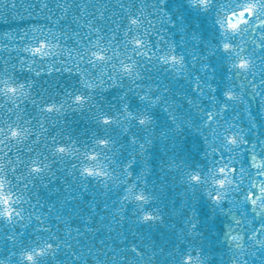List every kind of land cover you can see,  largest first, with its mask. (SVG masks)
I'll list each match as a JSON object with an SVG mask.
<instances>
[{"label": "snow or ice", "instance_id": "1", "mask_svg": "<svg viewBox=\"0 0 264 264\" xmlns=\"http://www.w3.org/2000/svg\"><path fill=\"white\" fill-rule=\"evenodd\" d=\"M164 3L165 0H116L115 4L111 0H11L7 5L12 10L10 15L21 20L27 15L43 23L33 22L0 34V224L10 226L5 236L10 247L0 252V264H68L58 258L61 248L72 252V264L82 261L79 249L73 247L83 235L79 227L65 229V234L72 237L66 241L58 230L53 231L42 213L33 215L39 201L33 206L32 189L38 181L54 178L57 165L64 161H69L73 175L124 183L126 191L121 199L138 203L140 220L162 219L156 210L144 208L152 196L133 182L134 160L116 167L115 139L96 135L91 143H81L67 130L66 120L62 125V117L70 111H89L105 126L117 125L126 131H131L133 121L151 126L153 117L148 110L133 111L124 103L110 111L98 101L97 90L119 86L127 78L140 89L141 99L151 104L162 101L142 83L146 67L162 64L183 72L185 66V57L177 54L163 27L157 28L154 23L162 25L160 17H171L166 7H160ZM191 4L203 11L217 9L216 23L222 36L219 47L229 56L230 66L246 73L252 89L264 97V0H191ZM257 61L261 64L259 72ZM73 73L77 77L75 84L44 79ZM194 86L198 91L202 88L199 77ZM225 96L241 100L243 92L233 86ZM227 108L228 104H223L205 112L213 165L206 173L188 171L186 179L205 186L217 206L229 202L227 211L232 219L228 239L234 250L231 264H250L248 256L264 249V159L254 163L264 158V144L247 139L235 122L223 121L221 113ZM171 119L176 121L178 117L172 115ZM131 139L141 151L149 142L141 143L136 135ZM242 155L245 160H241ZM117 212L126 217L123 206ZM32 220L39 225V234L26 241L22 233ZM18 225L22 231L13 230ZM196 227L193 220L190 228L194 231ZM130 248L136 257L132 264H148L139 245L133 243ZM109 251L114 253L115 249ZM128 260L125 255L120 264H128ZM90 264L116 262L90 257ZM179 264L206 261L202 250L190 249Z\"/></svg>", "mask_w": 264, "mask_h": 264}, {"label": "water", "instance_id": "2", "mask_svg": "<svg viewBox=\"0 0 264 264\" xmlns=\"http://www.w3.org/2000/svg\"><path fill=\"white\" fill-rule=\"evenodd\" d=\"M10 2L0 0V5H5L0 8L4 16L0 20V34L33 22L43 23L42 19L34 21L27 15L23 20L10 15L12 10L7 7ZM111 2L115 4L116 0ZM160 7H166L171 17H160L162 25L154 23L157 28L163 27L168 40L175 44L177 54L185 57L183 72L152 64L142 74L145 76L142 83L151 88L152 95L161 96L162 101L151 104L141 99L140 89L127 78L119 86L97 90L98 101L110 111L121 108L124 103L133 111L148 110L153 117L151 126H141L135 121L131 131L117 125L105 126L89 111L68 112L62 117V125L66 120L67 130L81 143H91L96 135L112 136L117 143L116 167L134 160L132 180L152 196L144 208L156 210L162 219L140 220L142 213L138 203L121 199L126 191L124 183H106L97 177L73 175L69 161L58 164L55 177L38 181L31 191L33 206L39 201L33 215L42 213L53 231L58 230L66 241L72 239L65 234L67 227L81 229L83 235L73 245L83 258L77 264H90V257L120 264L125 255L129 258L128 264H132L136 258L130 248L133 243L143 250V259L148 264H179L190 249L202 250L206 264H231L234 256L232 242L228 239L232 219L227 211L229 202L217 206L207 195L205 186L190 183L186 173L190 170L206 173L213 165L205 112L223 104H228L227 110L221 113L223 121L235 122L247 139L264 144V97L252 89L246 73L230 66L229 56L219 47L222 36L216 23V8L203 11L194 7L191 0H165ZM205 64L210 67L205 68ZM256 70L261 71L259 61ZM197 77L203 82L199 91L194 86ZM44 79L75 84L77 77L73 73ZM233 86L243 92L241 100L233 101L225 96ZM172 115L178 119L172 120ZM133 135L141 143L149 141L144 151L132 141ZM245 159L242 155L241 160ZM261 159L264 158L254 163L259 164ZM121 206L126 209V217L117 212ZM193 220L197 222L194 231L190 228ZM29 225L22 233L26 241L39 234L35 220ZM9 228L7 224H0V252L10 247L5 242ZM18 229L22 231L19 225L13 230ZM58 258L72 264V252L67 248H61ZM262 259L264 249L248 256L250 264L253 261L261 264Z\"/></svg>", "mask_w": 264, "mask_h": 264}]
</instances>
